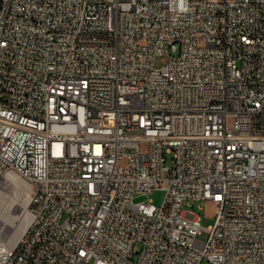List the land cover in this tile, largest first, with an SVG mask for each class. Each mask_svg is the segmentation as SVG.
Listing matches in <instances>:
<instances>
[{
	"label": "built area",
	"instance_id": "obj_1",
	"mask_svg": "<svg viewBox=\"0 0 264 264\" xmlns=\"http://www.w3.org/2000/svg\"><path fill=\"white\" fill-rule=\"evenodd\" d=\"M11 173L0 264H264V0H0Z\"/></svg>",
	"mask_w": 264,
	"mask_h": 264
},
{
	"label": "rangeland",
	"instance_id": "obj_2",
	"mask_svg": "<svg viewBox=\"0 0 264 264\" xmlns=\"http://www.w3.org/2000/svg\"><path fill=\"white\" fill-rule=\"evenodd\" d=\"M165 62V58H158L157 63L163 64ZM3 192H1L0 197V230H2L7 236L11 235V231L14 229L12 225H6L5 220L7 219L8 213L11 214L10 218H13L17 207L21 203H25L24 199L27 197V208L29 205L30 196L32 193L31 185L28 181L18 177L15 174H12L11 181H6V184L2 187ZM8 194V195H7ZM166 194V190L163 187L156 188L149 194H141L135 197L136 201L152 198L154 203L157 205H161L164 201ZM3 204V205H1ZM202 205H199L197 202L194 205V208L198 210L202 216V223L204 226H208L213 224L215 221V205L211 201L202 202ZM27 211L24 210V213ZM17 222V221H16ZM15 222V223H16ZM12 227V229H11ZM11 230V231H10ZM208 232L203 230L202 233L199 234V237L202 239H206ZM203 264H208V262H203Z\"/></svg>",
	"mask_w": 264,
	"mask_h": 264
},
{
	"label": "bare ground",
	"instance_id": "obj_3",
	"mask_svg": "<svg viewBox=\"0 0 264 264\" xmlns=\"http://www.w3.org/2000/svg\"><path fill=\"white\" fill-rule=\"evenodd\" d=\"M12 174H14V173H11L9 175V177H8L9 179L12 178ZM4 184H6V181L2 184V186L0 188V197H1V192H3V190H1V189L4 186ZM30 198H31V196H30ZM24 201H25V203H21L17 207L16 211L12 212V213H17V212H19V213L14 214L13 218H10L11 214L8 213L7 219L5 220V223H4L6 225H12L13 226L14 229L12 231L10 230L11 235L8 236L13 241L17 240L18 237L27 229V227L29 226V224L31 222V217L33 216V207H29V205H28V208H27V206H26L27 197H25ZM29 203H30V200H29ZM1 205H3V204H1ZM24 210L27 212L24 213ZM11 229H12V227H11Z\"/></svg>",
	"mask_w": 264,
	"mask_h": 264
}]
</instances>
